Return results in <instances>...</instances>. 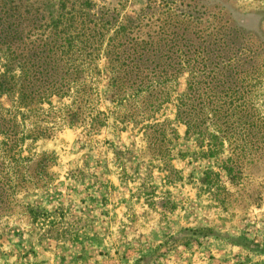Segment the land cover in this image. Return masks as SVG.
Listing matches in <instances>:
<instances>
[{
  "label": "rangeland",
  "instance_id": "obj_1",
  "mask_svg": "<svg viewBox=\"0 0 264 264\" xmlns=\"http://www.w3.org/2000/svg\"><path fill=\"white\" fill-rule=\"evenodd\" d=\"M0 79V264H264V0H0Z\"/></svg>",
  "mask_w": 264,
  "mask_h": 264
},
{
  "label": "trees",
  "instance_id": "obj_2",
  "mask_svg": "<svg viewBox=\"0 0 264 264\" xmlns=\"http://www.w3.org/2000/svg\"><path fill=\"white\" fill-rule=\"evenodd\" d=\"M72 47H75V44H72V41H34L30 50L33 51L34 57L36 56L35 59L38 62V67L40 69V71H38L40 74V77L35 81H38L40 83L38 84L37 88H33V89L30 88L29 85L25 83V77L27 76L25 74H24V80L20 81V90L18 94L19 96L18 106L20 107V109H23L24 111V112H21L23 116L22 120L24 122L25 120L29 118L31 114L33 116L36 114L37 116L38 114L50 112L51 108H53V106L51 105V101H50L51 97L57 96L61 98L69 93V90H70L69 85L67 86V89L62 91L60 87H57L54 85L55 83L54 79H51L50 81H47V80L49 79L50 76L52 77V75H48V74H52L50 73L51 69H54L53 74H55L58 63L60 62V60L65 54H69L70 48ZM82 50L83 49L79 48V51H82ZM70 57L72 58V55H70ZM69 60H70L69 58L66 59V62ZM75 70L78 71V66L75 67ZM41 77H44L45 81L41 82L40 80ZM1 81L2 80L0 79V89L4 88L2 87L3 82ZM46 82H48L47 83L48 87H45L41 91L40 86L46 85ZM70 82L77 84L76 83L77 79L75 77H72ZM51 83L53 84L51 85V87H49ZM5 86L7 87V82ZM45 101L50 106L49 109H44L42 107ZM77 108L78 107H76V109ZM77 115H78L77 112H72V113L70 112L68 113V115L66 114V116L65 115L62 116V120H61L62 124L63 123H67L70 125L74 124V122L77 119ZM32 123L33 124L35 123V127L34 129L28 130L29 131V134L27 135L28 138H32L34 140L40 139L43 137L49 138L54 134L55 127L52 126V127L42 128L40 125L37 124L36 121H33ZM102 124H103L102 122L99 123V125H102ZM47 155L48 154L44 153L42 156L45 157ZM50 156H51V159H53L54 161L55 160L54 154L52 153ZM184 245L189 247V242L184 243ZM138 254H139V257L136 259V262L139 259L144 258L148 254V248H145V247L140 248V251Z\"/></svg>",
  "mask_w": 264,
  "mask_h": 264
}]
</instances>
